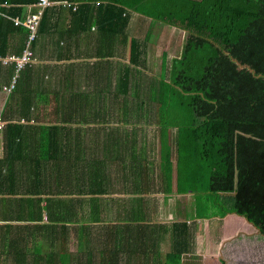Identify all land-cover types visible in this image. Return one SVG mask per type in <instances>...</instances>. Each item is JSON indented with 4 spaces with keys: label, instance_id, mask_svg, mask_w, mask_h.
Returning <instances> with one entry per match:
<instances>
[{
    "label": "trees",
    "instance_id": "16d2710c",
    "mask_svg": "<svg viewBox=\"0 0 264 264\" xmlns=\"http://www.w3.org/2000/svg\"><path fill=\"white\" fill-rule=\"evenodd\" d=\"M36 1L0 0V91L16 72L14 60H3L21 56L28 40V29L13 18L23 19L29 6L34 12ZM67 1L77 8L44 9L29 46L33 58L51 16L64 7L67 33L96 30L99 45L88 57L120 61L97 92L68 90L58 65L45 70L32 59L19 69L0 109V264H151L146 238L168 234L167 261L179 260L193 248L188 220L150 224L143 209L119 205L154 193L168 199L173 184L176 193L194 195L190 216L237 214L264 235V0H168L162 15L151 11L157 0L142 12L131 6L140 0ZM134 12L185 31L169 66L163 60L150 71L147 42L128 33ZM45 93L54 100L49 125L36 106ZM142 118L157 125V163L137 135L145 132ZM115 167L129 175L113 183ZM124 191L130 195L115 196ZM113 204L115 223L108 217ZM70 238L79 252H68ZM42 240L51 248L58 242L44 251Z\"/></svg>",
    "mask_w": 264,
    "mask_h": 264
},
{
    "label": "crops",
    "instance_id": "0c3cea01",
    "mask_svg": "<svg viewBox=\"0 0 264 264\" xmlns=\"http://www.w3.org/2000/svg\"><path fill=\"white\" fill-rule=\"evenodd\" d=\"M138 2L149 3V5L152 6L149 0H140ZM168 8L169 7L167 6V10ZM152 9L158 10L155 6H153ZM132 15L128 26V33L144 39L148 44L147 50L150 55L151 47L163 45L160 51V56L162 57L160 64L163 60H165L167 64V55L172 54L170 56V62L173 57L179 55L185 38V31L183 29L168 25L161 21L153 20L141 13L134 12ZM68 16L69 12L64 7L61 11L56 10L51 16L52 23L47 26V29L39 40L33 62L41 67L46 65L44 68L45 70L48 68H55L56 65H58L60 78H62L64 72L67 73L68 90H72L75 93H82L84 90L91 91L94 89V92H97L99 87L104 86V82L106 87L109 86V78L111 81L113 78V63L114 61H120V59H118V57H104L103 59L96 56L88 57L89 55L95 54L96 47L99 45V41L95 38L96 30L92 26L91 29L79 34H76V31L74 33H67V28L70 24ZM149 32H153L154 34L151 36L152 38L150 40L148 39ZM55 39L59 41L57 48L54 45ZM106 45L108 46V44ZM175 49L178 53L176 52L174 54ZM149 54L147 55V61L149 59ZM62 55H70V57L62 58ZM55 56H59L60 58L57 60L54 58ZM86 61L89 62L90 67L88 68L83 66ZM98 61L104 62H101V66L93 64ZM108 61H110L111 64H109ZM122 61L127 62L128 58L122 59ZM43 95H50V93H45ZM4 99L5 95L3 91H0V109L3 108ZM36 106L40 108V104H37ZM40 122L43 125H49V122L43 117L40 118ZM143 124L144 125L142 126L148 125L149 127H157L154 120L150 122H146L145 120ZM2 140L1 134L0 156L3 155ZM23 151H28V147H25ZM172 188L173 192L168 199H165L162 193H154L150 195L152 198L143 195L145 198L135 199L137 204H134V206H130V199H121V204H119L127 205L128 208L132 210L134 208L143 209L145 213L143 222L161 224L164 222L169 223L170 221L188 220L190 225L194 226L195 235L192 245L193 248L189 252L183 253L179 260L172 259L171 261H167V255L171 251V238L169 234L163 235L157 240H149L146 238V241H148V250L153 249V252L149 254L152 256L151 259H149L151 264H235V261L236 264H243L244 261L241 257L242 250L236 245L237 242L245 238L243 234H247L250 239L253 237H258V239L256 238L257 240L264 238V235L260 233L258 228L243 216L237 214H228L222 218L218 216L204 218H194V216H190L192 205L194 204V195L191 193H176L174 190V184ZM174 194H177L176 196H183L184 199L181 200L180 198L175 197L171 200L172 195ZM129 195L130 193H128L126 197ZM159 195H161V200L158 202ZM15 196L19 195H14V197ZM115 196H119V194ZM1 199H4L5 201L10 200L8 196H2ZM115 206L113 204L111 210L108 212V217L111 218V222L114 223L115 220L113 217L115 216ZM1 208L2 204L0 203V209ZM1 217L0 214V219ZM115 219L117 220L118 218ZM3 221H0V223ZM5 222L8 223L9 221ZM253 233L255 235H252ZM164 241L168 247H165ZM152 242H154V245ZM1 252L2 249H0V253Z\"/></svg>",
    "mask_w": 264,
    "mask_h": 264
},
{
    "label": "rangeland",
    "instance_id": "374dc122",
    "mask_svg": "<svg viewBox=\"0 0 264 264\" xmlns=\"http://www.w3.org/2000/svg\"><path fill=\"white\" fill-rule=\"evenodd\" d=\"M154 4H155V7L158 8V10L151 9L152 6H150L149 3L137 2V3L133 4V2H132L131 6H134L135 10L139 11V12L149 11L151 9V11L154 14H161V15L166 14L167 6H168V0H157ZM170 11H173V5H171ZM153 20H155V19H153ZM153 35H154L153 32H149L148 33V39L150 40L152 38L151 36H153ZM148 42H150V41H148ZM162 47H163V45H156V46L151 47L152 48L151 49V55L149 54V52L147 50L146 55L149 54V57H148L149 59H148L147 64L149 65V67H151L150 71L153 70V72H156L159 70V68H161L160 60H162V57L160 56V51H161ZM147 49H148V47H147ZM176 52L178 53V51L175 49L174 54ZM171 55L172 54L167 55V61H168L167 66H169V64H170L169 60H170ZM5 94L6 93H4V95ZM37 104H40V107L43 110V111H41L40 118L43 117L46 121L50 122V119L51 118L53 119L52 108L54 107V100H53L52 96H50V95H39L37 98ZM144 121H145V118H142L140 125H142ZM150 121H152V120H150ZM129 128L134 129L135 127H129ZM144 131L145 132L139 131L140 133H137V135L140 137L141 140L142 139L145 140V144H148L147 145L148 149L153 147V149L151 151H146L145 155L148 156V159H150V161H156V159L158 158V148H159V138H158V134H157V131H158L157 127H154V126L149 127L147 125ZM170 133L173 134L174 132L172 130H170ZM156 163H157V161H156ZM159 168H160L159 165L154 166V170H156L157 173H160ZM123 169H124L123 167L121 169L116 168L117 171L115 172V174H112L110 171L111 176H112L111 179L113 180V183L115 182V179L116 180L123 179L122 176L124 174H126V176L129 175V171H124ZM155 177H156L155 183L159 185L160 180L157 178V175H155ZM153 183H154V181H153ZM124 192H126V191H124ZM124 192H120V193H122V194H119V196L121 198L126 197V195L128 194V192H126V193H124ZM176 195L177 194L172 195L171 200H173L175 197L180 198L181 200L184 199L183 196H176ZM119 196H117V197H119ZM102 197L109 198L110 196L106 195V196H102ZM158 199H159L158 200V202H159L161 200V195H159ZM252 235H255V234L253 233ZM243 236L246 239L243 238L241 241L236 243V245L240 248V250H242V256L241 257L244 261L243 264H264V238H260V240H257L258 237H253L252 239H250L247 236V234H243ZM71 238H73V237H71ZM71 238L69 241H67V245L69 247L68 252H70V253L79 252L76 249L75 241H71ZM165 241H164V243H165ZM42 242H43V244H42L43 250L44 251H50V250H52V248H55V245L58 241L54 243L52 248L49 245V243H47L46 240L45 241L42 240ZM165 247H168V245L166 243H165ZM83 250L84 249H81L80 253H82ZM159 251H160V249H159ZM118 262H119V264H121V263L124 264V259H118ZM235 264H236V261H235Z\"/></svg>",
    "mask_w": 264,
    "mask_h": 264
},
{
    "label": "built area",
    "instance_id": "2783aa9c",
    "mask_svg": "<svg viewBox=\"0 0 264 264\" xmlns=\"http://www.w3.org/2000/svg\"><path fill=\"white\" fill-rule=\"evenodd\" d=\"M54 4H63L71 6L73 10H75L78 6L77 2H70L67 0H37L34 4L36 10L31 12L30 6L27 9V13L25 14L23 19H19L18 17L13 18L15 24H22L28 29V40L26 42V46L19 57L9 56L5 58L3 61L7 62L8 60H14L16 62V72L13 75L10 84L8 86H4L2 91L4 93L9 92L13 87L18 75L19 69H21L25 64L29 63L33 59V53L29 48L30 42L33 40L36 34V30L41 19L42 13L46 7H50ZM0 16H6L3 12L0 11ZM6 121L4 120L2 114L0 113V136L2 134V130L4 129Z\"/></svg>",
    "mask_w": 264,
    "mask_h": 264
}]
</instances>
